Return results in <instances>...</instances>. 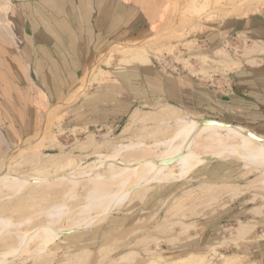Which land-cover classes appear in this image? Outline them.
<instances>
[{"label":"rangeland","instance_id":"obj_1","mask_svg":"<svg viewBox=\"0 0 264 264\" xmlns=\"http://www.w3.org/2000/svg\"><path fill=\"white\" fill-rule=\"evenodd\" d=\"M150 1L155 14L151 35L140 42L113 47L101 56L72 94L74 100L80 94L83 99L101 97L131 101L128 93L118 90V74L124 75L129 83L135 79L134 74L136 78L141 76L142 82L146 83L153 73L188 74L211 83L214 79L225 78L261 47V43L252 41L245 33L231 32L224 40L212 44L205 43L203 38L214 32L212 28L219 23L264 13V0H250L252 2L246 1L240 6L241 0ZM4 18L0 23L4 31L10 33ZM127 91L142 94V98L132 101L126 115L116 120L92 123L82 119L80 114H70L69 107L62 109L60 106L53 121L45 124V112L52 107L46 109L36 133L18 141H8L0 151V176L7 168L11 173L55 180L76 168L95 165L97 154L107 155L118 145L137 141L145 128V131L154 128V123L147 117L157 113L166 103L150 99L145 89L140 90L141 93L133 89ZM134 110L140 112L142 121L129 126V115ZM183 114L193 121L191 124L195 127L207 121ZM29 143H36L35 151L31 152ZM141 162L137 163L129 155L118 156L109 165L99 166V170L106 176H125L130 171L136 172ZM258 180V170L244 169L235 159L206 161L181 181L171 184L151 182L142 201L130 203L131 193H126L119 203L107 204L85 215L81 225H75L57 238L50 247L51 254L44 259L11 264H165L191 253L207 255V264H221L225 257L234 256L239 257L235 258L238 264H263L255 257L258 252L253 251L264 242V215L257 217L251 213L253 207H264V185ZM83 183L80 182L75 189L78 196L86 192L87 185ZM200 186H203L202 190L206 189L205 186L214 190L219 188L220 191L215 190V196L222 193L211 200L203 196ZM68 188V184H63L39 195L31 190L26 214L38 210L39 200L41 208L58 201L62 205L59 211L63 217L59 224L66 225L68 220L74 219L73 213L68 211L80 200L63 201L53 197L58 198ZM230 188L237 192L231 193ZM49 192L55 193L52 198L47 196ZM18 207L19 204L17 210ZM16 209H7L2 216L16 219L24 212H15ZM45 223L44 218H40L24 225L23 236L29 238V244L33 245L36 241L31 240L37 236L45 237L55 232L54 224L46 223L45 226ZM241 223H247L253 229L249 236L238 237L237 227ZM201 232L207 233L208 243L196 248L197 236Z\"/></svg>","mask_w":264,"mask_h":264},{"label":"crops","instance_id":"obj_2","mask_svg":"<svg viewBox=\"0 0 264 264\" xmlns=\"http://www.w3.org/2000/svg\"><path fill=\"white\" fill-rule=\"evenodd\" d=\"M0 1L7 8L3 22L10 28L8 33L0 27V151L8 141L36 133L50 107H69L70 114H80L92 123L119 119L131 109L132 101L142 98V94L127 91L130 89L148 90L150 99L173 105L192 117L239 125L264 136V13L219 23L203 38L212 44L238 32L261 43L258 51L225 78L204 83L188 74L153 73L146 83L135 74L129 83L118 74V90L128 93L131 101L83 99L78 94L67 103L101 56L113 47L151 35L153 2ZM251 213L262 216L264 207H253ZM252 232L250 229L245 236ZM207 237L206 232L198 234L195 247L206 245ZM253 251L264 264V242Z\"/></svg>","mask_w":264,"mask_h":264},{"label":"bare ground","instance_id":"obj_3","mask_svg":"<svg viewBox=\"0 0 264 264\" xmlns=\"http://www.w3.org/2000/svg\"><path fill=\"white\" fill-rule=\"evenodd\" d=\"M246 1L252 2L250 0H241L238 6L243 5ZM6 12V5L0 2V21H2L1 18L5 17ZM0 27H2L1 23ZM72 100H74L73 95L67 99V103L72 102ZM58 107L60 106L52 107L45 112V124H49L53 121L56 117ZM139 113L136 110L130 113L128 121L129 126L141 120ZM147 120L154 123V128L152 127L151 130L147 131H145V128V130L140 132L141 134L137 141L135 140V142L131 141L132 143L118 145L117 148L111 151L112 153L107 155L96 153L98 159L95 161V165L76 168L72 170V172L62 175L55 180H47L37 175L29 176L27 174H19L18 172L11 173L8 172L7 168H4L5 172L0 176V264H11L15 261H22V263H24L25 260L38 261L44 259L43 257H47L51 254L52 250H50V247L57 238L60 237L61 234L70 231L75 225H81L85 219V215L95 212L105 205L107 206V204L119 203L125 197L126 193H131L130 203L142 201L143 197L150 189L149 185L151 182L157 184H171L181 181L186 179L201 164L212 159H235L242 164L244 169L253 168L258 170V181L260 185H264V136L254 134L245 127L225 122L219 124L207 120L203 121L199 127L192 126L191 122L193 121L187 118V115L185 116L180 109L167 103L162 105L157 113L147 117ZM158 131L161 133H158ZM40 137L42 138L43 135L41 134ZM29 145L32 146L29 148L31 152L36 150L34 146L36 143H29L28 146ZM126 155L131 156L137 163L142 160L136 172L133 173L130 171L126 173L125 176L122 175L118 177L111 175L106 176L99 170V166L105 164L109 165V162L118 156ZM35 159L36 158H34V160ZM1 166L2 164L0 162V170L2 171ZM246 172L248 171L246 170ZM80 182H86L87 185L85 187L86 192L84 195H80L81 197L75 193V189ZM63 184L69 185L68 190L59 195L58 198L57 196L53 198L63 201L80 200L78 205H74L71 210L68 211L70 214L73 213V220H68L66 225L59 224L63 217L59 211L62 205L58 201H55L56 203L49 205L47 208H41L40 205L42 204L39 200L38 203H40H37L39 207L38 210L26 214L28 210L26 205L29 203L27 199L30 198L29 193L31 190L39 195L40 193ZM205 187L206 189L202 190L203 186H200V191L203 196L211 200L217 198L220 193L219 188H216L219 189V193L215 196L214 193L216 189H211L210 186ZM231 189L232 188L229 189L231 193H233V191L237 192L235 189ZM237 189L238 188H236V190ZM228 191L226 193H228ZM54 194V192H49L47 196L52 198ZM41 198L44 199L45 197L42 196ZM12 203L15 205H13L14 207ZM18 204L19 207L17 210L16 207ZM10 208L16 209L15 212L21 210L24 212L17 216L16 219L7 215L3 217V211L6 212ZM40 218H44V221L48 223V225L51 223L54 224L56 230L49 236H37L34 240H31L36 241L31 245L28 243L29 238H24L22 229L25 227V224L27 225V222ZM46 223L45 226L47 225ZM90 224L93 223L90 222ZM250 229L251 226H249V224L241 223L240 226L237 227L238 237L245 236ZM12 232L16 235L14 234L12 236ZM206 257L207 255L205 254L200 255L191 253L187 256L178 257L165 264H207ZM237 257H225L221 264H238L237 262L235 263V258ZM152 264L155 263L152 262Z\"/></svg>","mask_w":264,"mask_h":264},{"label":"water","instance_id":"obj_4","mask_svg":"<svg viewBox=\"0 0 264 264\" xmlns=\"http://www.w3.org/2000/svg\"><path fill=\"white\" fill-rule=\"evenodd\" d=\"M208 121H212V122H216V123H219V124H221V122L220 121H215V120H209V119H207Z\"/></svg>","mask_w":264,"mask_h":264}]
</instances>
